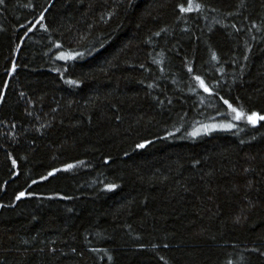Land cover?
<instances>
[{
  "label": "trees",
  "instance_id": "obj_1",
  "mask_svg": "<svg viewBox=\"0 0 264 264\" xmlns=\"http://www.w3.org/2000/svg\"><path fill=\"white\" fill-rule=\"evenodd\" d=\"M180 6L0 3V264H264V0Z\"/></svg>",
  "mask_w": 264,
  "mask_h": 264
},
{
  "label": "snow or ice",
  "instance_id": "obj_2",
  "mask_svg": "<svg viewBox=\"0 0 264 264\" xmlns=\"http://www.w3.org/2000/svg\"><path fill=\"white\" fill-rule=\"evenodd\" d=\"M0 3H3V0H0ZM180 11L182 12H187V11H192V0H188V6L184 7V6H180ZM41 19H43V16H41ZM62 58H66V57H62ZM189 71H192L191 69H189ZM195 80L199 82L200 87L203 88V90L205 92H209V88L205 86V81L202 80L199 76L195 77ZM69 83H75L74 81H69ZM223 99V98H222ZM223 103L225 105H227V107L231 110V113L234 114L233 119L239 121L242 119H246L248 123L255 125L257 123V121H264V115H257L256 113H252L251 115H247L242 108L238 109L237 107H234L233 104H231L228 100L224 99ZM211 128L216 127L215 125L210 126ZM221 127H225V128H232L233 125L232 124H226V125H222ZM138 147L143 148L144 145H138ZM68 167H72V165H69ZM49 175H52V173H49ZM115 185H110L109 188H114ZM25 195L24 192H21L16 198L20 199L21 197H23Z\"/></svg>",
  "mask_w": 264,
  "mask_h": 264
},
{
  "label": "rangeland",
  "instance_id": "obj_3",
  "mask_svg": "<svg viewBox=\"0 0 264 264\" xmlns=\"http://www.w3.org/2000/svg\"><path fill=\"white\" fill-rule=\"evenodd\" d=\"M212 125H215L216 127L211 128L210 126H212ZM221 126H222V124H218L217 122L204 125L200 129H198V131H199L198 134H206V133L209 134V133H213V132H216L219 130H225L226 129L225 127H221Z\"/></svg>",
  "mask_w": 264,
  "mask_h": 264
}]
</instances>
